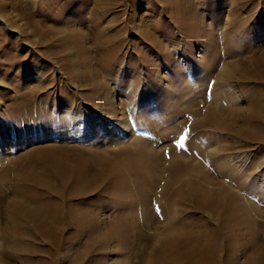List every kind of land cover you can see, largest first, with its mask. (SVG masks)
<instances>
[{"label":"bare ground","instance_id":"bare-ground-1","mask_svg":"<svg viewBox=\"0 0 264 264\" xmlns=\"http://www.w3.org/2000/svg\"><path fill=\"white\" fill-rule=\"evenodd\" d=\"M114 1L117 3L119 0H98L94 5L91 33L95 36V49L90 48L86 43L88 35L79 29H70L69 32L56 27L32 26L31 33L47 42L61 39L63 46L60 43L62 47L53 52L64 54V50L67 60L61 59L63 63L72 64L77 74L83 64L88 72L83 70V76L75 77L78 81L69 77L72 83L78 89L81 82L89 81V94L86 97L89 104L96 106L101 114L116 119V122L125 123V119L109 106L110 96H116L113 89L110 90L101 81L95 69V65H100L115 71L116 65L122 61L121 51L113 49L116 37L110 33V23L104 24L103 10L111 8ZM177 1L181 0H163L162 4L167 8ZM189 2L195 5L194 11L197 5H203L198 0ZM222 3L224 0L221 1V5H224ZM237 4L245 8L244 15L238 10L234 11L240 17V21L234 23L238 36L233 30L227 36L231 45L240 49L225 50L231 56L238 54L240 62L227 65L224 75L228 80H241L245 84L243 92L253 104L244 107L234 105L228 109L214 105L204 123L202 119L199 121L202 133H191V149H179L181 158L170 168L167 183H162L165 156L156 149L158 141L142 140L144 129L159 133L164 127V124L156 121L157 124L152 123L150 118L145 120L144 128L139 130L136 139L126 145L118 139L120 143L114 142L116 148L110 144L112 148L107 145L108 149L103 146L105 149H101L91 136L84 140L68 141L62 138L53 142L36 140L31 143L22 140L18 133L7 132L1 136L0 264H114V259L112 261L102 252L111 248L115 251L122 248L123 252L120 250L121 253L116 254L119 264H133L128 262L132 256L138 264H264V223L258 222L259 218H264V208L259 207V199L248 200L223 182L222 179L231 178L224 175L225 167L217 166L215 177L200 162L183 160L186 154L203 153L207 147L214 148L215 154L212 153L216 158H220L223 151L235 152L246 144H254L264 150V52L259 54L257 52L260 50L257 49L248 55L251 45L248 46L239 37L264 34V3L260 7L256 0H238ZM211 5L209 11L214 10V5ZM185 9L182 13L186 15H180L174 9L177 13L175 16L171 8L168 13L184 34L189 27H195L196 32L192 34L187 31L186 35L191 36L190 43L196 48L200 43L195 39L198 36L197 27L206 23V17ZM166 20L158 22L154 16L149 28L144 29L147 34H139L169 54L171 49L168 42L159 43L165 34L174 38L168 24L170 21L166 22L169 26L164 30L160 28V23ZM102 23L104 27H101ZM213 23L220 31L222 20H213ZM137 30H142V27ZM216 30H209L210 34L206 36L205 33L204 39L214 43L218 39ZM117 33L123 35L120 30ZM28 44L32 45V42ZM218 55L220 53L216 50ZM75 58L79 60L78 64ZM206 64L215 69L216 61L208 59ZM153 65L156 66L155 63ZM32 73L28 72V77L33 76ZM176 82L177 86L186 87L190 101L192 95L194 98L200 90L202 93V88L196 89V86H190L180 77L176 78ZM125 92L132 103L131 89ZM16 99L12 103L16 104ZM196 101L192 100L189 106L184 107L180 101L177 107L168 109V119L172 122L180 120V124L175 126L171 122V129L167 134L162 130V135L167 138L173 133L178 135L185 119L194 115ZM52 106L43 92L40 97L28 102V106L24 107L26 110H17L15 117L42 113L32 117L35 121L29 126H33L34 131L44 128V125L79 123L86 126L89 122L86 116H79L75 108L59 112L60 107ZM45 118L51 122H44ZM203 127L211 129L203 134ZM15 138L19 142L17 145H14ZM167 138L164 137L163 141H167ZM224 141H228L225 148ZM255 186L250 188V193L256 191L264 195V189ZM161 187L163 190L156 192ZM154 206L160 213L155 212L157 209L154 210ZM178 215L182 216L180 221L176 217ZM211 218H218L217 226L210 222ZM156 222L158 224L152 230ZM252 230L255 233L250 236L248 232ZM151 232L154 234L151 235ZM247 239L253 242V251L248 254L244 250L246 257L238 261L236 255L232 254V247L235 251L241 249ZM73 247L76 248L75 252Z\"/></svg>","mask_w":264,"mask_h":264},{"label":"rangeland","instance_id":"rangeland-1","mask_svg":"<svg viewBox=\"0 0 264 264\" xmlns=\"http://www.w3.org/2000/svg\"><path fill=\"white\" fill-rule=\"evenodd\" d=\"M162 1L126 0L122 2L119 0L117 3L114 1L115 3L113 2L114 5H111V8L103 10L105 15L104 24L110 23L111 27L108 26L111 30L110 33L116 37L113 49L121 51L122 61L116 65L115 71L105 69L100 65H95V69L98 71L101 81L106 83L111 88L110 90L113 89L116 96H110L109 106L114 111H117L120 117L125 119V123L122 121L121 123L116 122V119L101 114L96 110V106L89 104V101L86 100L89 94L87 89L90 86L89 81L87 83L85 81L81 82L78 89L72 83L69 77L74 81H78L76 78L83 76L82 72L85 70V65H81L82 70L77 74L78 72L73 70L72 64L62 62V60H67V57H64V54L66 55L64 50V54L53 52L57 51L58 47L63 46L60 42L61 39L55 38L51 42H47L31 33V29L35 26L49 29L56 27L69 32H71L70 29H79L88 35L86 43L90 48L95 49L93 41L95 36L91 33V26H93L92 22L95 17L93 15L94 5L98 3V0H4L0 2V124L4 123L3 126H0V145H2L3 141L1 136L4 133L11 132V134H21V139H25L30 143L36 140L53 142L62 138L68 141L84 140L91 136L101 149H108L107 145L110 148L114 145V148L117 142L120 143L118 139L125 145L136 139L137 133L144 128V122L148 118L153 121L152 123L164 124L162 130L167 134L166 132L171 129L172 122L169 120L170 112H168V109L177 107L180 101L184 107V105L189 106L192 100H197L194 107V115L185 119L184 126L178 135L170 134L168 139L166 135H162V130L156 133L154 130L144 129L142 140L153 139L152 141H158L156 149L164 153L165 160L161 177L164 179L162 183H167L170 168L181 158V150L179 149H191V144L193 143L191 133H202L199 121L202 119L204 123L214 105L219 104L228 109L234 105L239 107L252 106L253 102L247 98L246 93L244 94L245 84L241 80L237 78L228 80L224 75V69L227 65L233 62H240L238 54H234L235 56L227 54L228 50L236 51L240 49L238 46L231 45L227 35L233 30L238 36L234 23L240 21L238 19L240 17L235 15L234 11L238 10L240 14L244 15L245 8H242V4L238 5V0H224V3H222L224 5H221L222 0H198L203 5L199 7L197 5L196 11H194L195 5L189 0L177 1V3H174L175 5H169L167 8L164 7ZM256 3L261 7L264 0H256ZM210 4H212L211 6L214 5L213 11H209ZM176 5L182 7H177ZM170 8L175 16H177L176 12L177 10L179 11V8H181L180 13L178 12L180 15L183 14V9L187 8L185 11L193 10L192 12H195V15L200 13L206 17V23L203 25L199 24L197 27L198 36L195 39L200 43L196 48L193 47L194 44L190 43L191 39L189 37L191 36L186 35L187 31L192 32V34L196 32L195 27H189L186 34H184L168 13ZM174 9L176 12L173 11ZM194 14L192 15L194 16ZM183 15H186V13ZM154 16L157 17L158 22L167 18L165 23H160V28L164 30L170 24L172 32H174L173 39L165 34L162 36L164 37L163 40L159 41V43L168 42L169 49H171L169 54L159 50L142 34H139V32L147 34L144 29L149 28ZM213 20L216 22L222 20L220 31L216 30V24L213 23ZM88 24L91 25L89 26ZM104 24L102 23L101 27H104ZM155 26L157 27V25ZM139 27H142V30L138 31ZM207 27H209L208 30H206ZM214 29L217 31L218 39L211 43L208 39H204V35L206 33V36H208L210 34L209 30ZM119 30L123 35L117 33ZM239 37L243 41L245 40L248 46L251 45L248 55L253 54L254 52L252 53V51L257 49L260 50L257 52L259 54L264 52V34H256L246 38L243 35H239ZM28 40L32 42V45L28 44ZM254 47L257 48L255 49ZM225 48L228 50L226 51ZM216 50H218L220 56H216ZM57 56L60 60H58ZM208 59L216 61L215 69L207 66L206 60ZM78 63L79 60L77 59ZM153 63H155V67ZM30 71L33 72V76L28 77V72ZM85 72L88 73L87 70ZM177 77L185 80L190 86H196L194 87L196 89L202 88V93L200 90L197 97H194L195 99L192 95V100L190 101L186 87L176 85ZM130 89V93L133 95L132 103L131 100L128 101V96L125 92V90ZM43 92L48 96L49 105H53L52 107L54 108L60 107L59 112L71 111V108H75L79 116H86L89 119L88 124L84 126L79 125V123L77 125H69L67 123H60L61 125H59L58 123L44 125V128L34 131L33 126H29L30 123L35 121L32 117L42 115V113H35L32 116L24 114L19 116V118L15 117L17 110H26L24 107L28 106V102L40 97ZM17 97L20 99L17 100ZM13 99H16V104L12 103ZM256 100L258 101L257 98ZM44 122H51V120L45 118ZM178 122L180 120L173 121L172 124L174 123L176 126L180 124ZM172 126L175 127L174 125ZM210 129L211 127H203V134ZM130 137L132 138L130 139ZM164 137L168 140L163 141ZM182 138L183 146H181ZM16 140H14V145L19 143ZM111 142L116 143L112 144ZM223 144V148H225L228 141H224ZM118 145L120 146V144ZM102 146L105 148H102ZM245 149L250 150L245 152ZM212 152L215 154L214 148L207 147L203 153L186 154L183 160L200 162L213 176H215L217 166L225 167L224 175L231 178L222 179V181L248 200L255 201L259 199L261 201H258L259 207L264 208V195L256 191L253 193L249 191L255 185V188L264 189V150L257 145L246 144V146L238 147L235 152L223 151V154L219 155L220 158H216ZM261 164H263V167H261ZM244 169L247 172L242 173L245 171ZM226 170L230 172L228 173ZM162 190L163 187L158 188L156 192ZM155 208L154 206V210L157 209ZM155 212L160 213L158 209ZM176 217L178 220L182 219V216L178 215ZM262 220L264 221V218H259L258 222L264 223ZM210 222L216 226L219 223L218 218H211ZM157 224L156 222L152 225V230H155L154 228H156ZM147 231L150 233L149 230ZM248 233L252 236L255 230ZM153 234L151 232V235ZM252 245L253 242L251 243V240L247 239L241 249L236 250L237 252L232 247L234 251L232 254H235L237 260L241 261L246 257L244 250H247L248 254L252 253L254 248ZM149 248L151 249V247ZM75 250L76 248L73 252ZM120 250L123 252L122 248L116 251L111 248V250L107 249L102 252L108 255L110 259L112 258V261L114 259V264H119L116 254L118 252L121 253ZM129 261L133 264H138L133 256L131 259L129 258Z\"/></svg>","mask_w":264,"mask_h":264},{"label":"snow or ice","instance_id":"snow-or-ice-1","mask_svg":"<svg viewBox=\"0 0 264 264\" xmlns=\"http://www.w3.org/2000/svg\"><path fill=\"white\" fill-rule=\"evenodd\" d=\"M181 146H183V138H182Z\"/></svg>","mask_w":264,"mask_h":264}]
</instances>
